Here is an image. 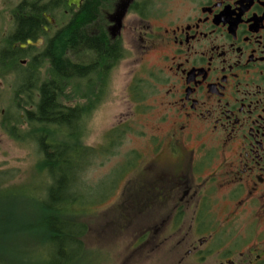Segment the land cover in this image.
<instances>
[{"label":"flooded vegetation","instance_id":"1","mask_svg":"<svg viewBox=\"0 0 264 264\" xmlns=\"http://www.w3.org/2000/svg\"><path fill=\"white\" fill-rule=\"evenodd\" d=\"M24 2L8 9L0 45ZM86 3L61 1L65 23ZM98 11L86 32L142 64L128 97L149 132L122 170L116 218L101 225L129 232L134 252L168 249L173 264H264V0H108ZM48 17L51 36L61 23ZM35 39L22 51L43 47L45 36ZM88 52L68 59L87 65Z\"/></svg>","mask_w":264,"mask_h":264},{"label":"trees","instance_id":"2","mask_svg":"<svg viewBox=\"0 0 264 264\" xmlns=\"http://www.w3.org/2000/svg\"><path fill=\"white\" fill-rule=\"evenodd\" d=\"M25 1L14 15V34L1 41L0 81L10 78L16 85L12 91L15 110L8 114L6 129L14 139L32 143L38 158L35 174L27 182L14 183V174L0 172V264H81L87 254L82 239L89 229L75 220L85 199L80 194V173L94 154L82 143L83 122L94 109L91 103L105 91L123 50L104 32L96 36L86 32L87 26L98 21L100 3L108 0H87L71 22L61 24L51 36L42 28L47 25L43 14L61 23L66 4H61L63 0ZM37 36H45L41 50L12 48L26 39L35 42ZM82 48L89 51L87 65L71 63L67 53L79 54ZM30 51L33 55L27 65H19ZM43 66L44 75L39 72ZM83 81L85 96L79 88ZM73 99L77 103L66 105ZM36 241L39 246L33 244ZM26 244L42 249L39 263L23 258L32 253L22 251Z\"/></svg>","mask_w":264,"mask_h":264},{"label":"rangeland","instance_id":"3","mask_svg":"<svg viewBox=\"0 0 264 264\" xmlns=\"http://www.w3.org/2000/svg\"><path fill=\"white\" fill-rule=\"evenodd\" d=\"M17 1L0 0V33L8 26V9ZM134 45H138L137 40L134 41ZM41 49L42 47L36 48V50ZM132 60L128 57L126 60L119 61L111 70L105 91H102V94L91 103L94 109L83 122L85 130L82 132V143L85 147L91 148L94 154L88 159L87 166L80 173L83 182L80 194L85 197L83 203L85 208H82L83 211L75 220L89 229L88 234L82 239L87 254L81 264L174 263L168 257V249L152 246L153 249L148 247L134 252L128 247L129 240H131L129 232L120 236L114 226L103 228L101 225L109 221L113 223V218H116L115 212L118 210L120 200L116 194L120 186L119 179L123 175L122 170L129 168L128 163H130L133 150L145 146L144 138H141L139 134L149 133L148 127H143L147 115H140L138 105L130 101L128 97L131 72H135V75L144 74L142 64L133 65ZM39 72L44 75L45 66ZM2 82L0 81V112L3 111L4 115L0 116V172L14 174L15 178L12 181L21 184L27 182L26 180H32L38 155L32 143L14 139L6 129L10 120L8 114L14 113L15 110L12 91L16 85L10 78H6L3 85ZM86 85L85 82L79 86L83 96L88 94ZM139 88L137 83L135 89ZM143 91L140 92L138 99L147 95L146 91ZM76 95L80 94H74L70 98H75ZM65 103L72 106L77 103V100L73 99ZM20 115L23 116V110ZM115 133L119 137L117 139L119 143L115 141L113 144ZM113 145H116L115 148ZM33 244L38 245V242ZM22 251L32 252L23 255V258L27 256L31 259L30 263H39L37 255L43 252L42 249L29 246V244L24 245ZM23 264L26 263L23 262Z\"/></svg>","mask_w":264,"mask_h":264},{"label":"water","instance_id":"4","mask_svg":"<svg viewBox=\"0 0 264 264\" xmlns=\"http://www.w3.org/2000/svg\"><path fill=\"white\" fill-rule=\"evenodd\" d=\"M75 5L78 7V4H75ZM44 17L46 18V20L51 21L48 16L44 15ZM120 21H121L120 17H118L117 20H115L117 26H119ZM41 44H42V40L41 39H38L36 42H32L30 40H27L25 43H21V44H18V45H13V48L17 47L18 49L23 50V49H26L27 47L40 46ZM2 114H3V111H2Z\"/></svg>","mask_w":264,"mask_h":264},{"label":"bare ground","instance_id":"5","mask_svg":"<svg viewBox=\"0 0 264 264\" xmlns=\"http://www.w3.org/2000/svg\"><path fill=\"white\" fill-rule=\"evenodd\" d=\"M63 23H65V19H64V21L61 24H63Z\"/></svg>","mask_w":264,"mask_h":264}]
</instances>
